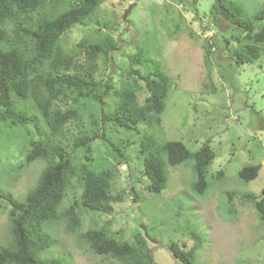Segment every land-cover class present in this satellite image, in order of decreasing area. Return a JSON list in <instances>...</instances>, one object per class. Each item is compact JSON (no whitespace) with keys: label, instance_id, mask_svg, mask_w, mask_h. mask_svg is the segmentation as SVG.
Wrapping results in <instances>:
<instances>
[{"label":"trees","instance_id":"16d2710c","mask_svg":"<svg viewBox=\"0 0 264 264\" xmlns=\"http://www.w3.org/2000/svg\"><path fill=\"white\" fill-rule=\"evenodd\" d=\"M103 1L0 0V132L1 126H8L12 133L20 126L35 129L39 137L28 140L22 164L43 162L35 184L21 198L0 190V199L8 208L10 235L9 242L0 246V264H70L66 257L48 254L54 245L49 226L61 222L65 233H76L82 244L101 258H109L115 264H156L149 240L140 229L130 239L123 237V229L113 232L109 221L79 231L82 212L112 214L113 204L123 199V190L113 192L115 165H107L106 158L94 160L93 144L102 140L111 147L117 164H127L128 141L133 137L125 141L119 136L114 139L106 124L119 133L133 130L138 135L136 158L140 160V174L146 179L144 188L148 193H158L166 187V164L175 166L189 159L193 177L188 188L192 193L203 195L213 181L224 178L225 173L219 170L213 180H207V167L215 158L207 140L191 151L180 140L159 142L152 134L136 129L139 123L161 126V114L173 86L164 66L150 61L139 48L128 56V74L120 85H115L111 77L97 76V60H112L117 46L110 32L101 28L107 23L93 21ZM195 2H190L194 13ZM208 13L215 23L225 20L229 25L230 33L222 41L226 49L234 48L230 57L236 63H252L259 58L264 49V1L249 11L242 0H213ZM76 24H94V35L82 37L67 52L59 40ZM203 48L204 60H208L212 45L206 41ZM79 53L83 61L78 60ZM144 65L149 67L145 71L140 69ZM139 92H144L141 102ZM111 97L117 99L107 103ZM26 100L31 101L42 118L45 133L38 131L40 121L35 114L17 107L18 102ZM86 112L90 117L88 126L82 124ZM72 120L81 128L68 150L64 143L65 127ZM79 150L83 152V161L76 156ZM260 167V163L244 165L236 176L249 182L257 177ZM74 181L80 187L79 195L62 208ZM222 194L226 199L225 214L235 212V199L239 204L251 202L264 224V187L258 194L234 189ZM190 233L192 245L169 243L168 250L178 264H196L205 235L196 226Z\"/></svg>","mask_w":264,"mask_h":264},{"label":"rangeland","instance_id":"374dc122","mask_svg":"<svg viewBox=\"0 0 264 264\" xmlns=\"http://www.w3.org/2000/svg\"><path fill=\"white\" fill-rule=\"evenodd\" d=\"M212 1L196 0L194 13L190 9L191 0L189 3L104 0L93 18L94 22L107 23L102 30L110 32L117 41L112 60H97L98 77H111L115 85H120L128 74V56L141 48L150 61L159 62L172 78L171 93L161 114V128L139 123L136 129L152 134L159 142L180 140L191 151L207 140L215 151V158L207 167V180H213L219 170L225 173L222 181H213L208 192L205 191L207 194L197 195L188 188L193 177L191 160L175 166L166 164V187L158 193H148L144 188L146 179L140 174V160L136 158L138 135L133 130L132 135L119 133L106 124L112 138L119 136L123 141L130 136L134 138L128 141L127 164H117L111 156V147L102 140L93 144L94 160L106 158L107 165L109 162L115 165L113 192L123 190V199L113 204L112 214L82 212L79 231L109 221L113 232L123 229V237L130 239L144 225L147 237L155 240L149 241V248L156 264H178L168 250L169 243L192 245L193 226L205 235L196 264H264V224L253 204H239L235 199L232 204L235 212L228 216L222 194L227 189L258 194L264 187V49L254 62L236 63L230 57L234 48L227 50L222 41L230 33L229 25L225 20L215 23L209 16ZM242 1L252 11L264 0ZM94 27V24L73 25L60 37L62 48L69 52L82 37L93 36ZM206 41L213 48L208 60H204ZM81 55H77L79 61H83ZM148 68L144 65L140 69ZM143 97L144 92H139L138 101ZM116 99L111 97L107 103ZM17 107L35 114L40 121L38 131L46 132L31 101L18 102ZM89 119V114L84 113L82 124L88 126ZM97 121L101 124L99 115ZM20 127L12 133L8 126H1L0 132V190L12 193L15 198H21L35 184L43 166L39 160L22 164L28 140L38 138L39 134L29 126ZM79 128L74 120L66 124L64 143L68 150ZM76 156L85 160L80 150ZM255 163L261 165L257 177L249 182L240 181L236 171ZM79 192L80 187L74 181L62 208L77 198ZM7 210L0 199V246L10 240ZM49 227L54 240L49 255L66 257L70 264H115L91 253L76 233H65L63 222Z\"/></svg>","mask_w":264,"mask_h":264},{"label":"water","instance_id":"95a60500","mask_svg":"<svg viewBox=\"0 0 264 264\" xmlns=\"http://www.w3.org/2000/svg\"><path fill=\"white\" fill-rule=\"evenodd\" d=\"M124 15H125V14H124ZM141 229H142V231L144 232L145 237H146L149 241H151V242H154V241H155L154 239H151V238H148V237H147V233H146V229H145L144 225H141Z\"/></svg>","mask_w":264,"mask_h":264}]
</instances>
